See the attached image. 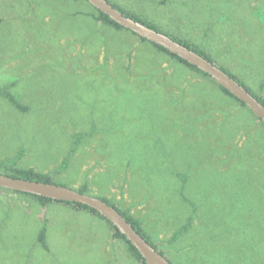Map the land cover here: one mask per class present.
<instances>
[{
    "label": "rangeland",
    "instance_id": "374dc122",
    "mask_svg": "<svg viewBox=\"0 0 264 264\" xmlns=\"http://www.w3.org/2000/svg\"><path fill=\"white\" fill-rule=\"evenodd\" d=\"M109 1L190 35L264 98V0ZM96 14L86 0H0V89L26 108L0 96V161L86 185L172 264H264L263 123ZM0 264L140 263L89 211L0 188Z\"/></svg>",
    "mask_w": 264,
    "mask_h": 264
},
{
    "label": "water",
    "instance_id": "95a60500",
    "mask_svg": "<svg viewBox=\"0 0 264 264\" xmlns=\"http://www.w3.org/2000/svg\"><path fill=\"white\" fill-rule=\"evenodd\" d=\"M86 1L96 10L104 13L112 21L134 33L139 38L163 47L165 50L186 61L189 65L195 66L201 72L209 75L219 86L244 103L245 106L264 123V105L219 66L208 61L181 43L175 41L165 33L154 30L130 17L125 16L108 0ZM0 188L56 201L73 202L86 205L98 212L112 225H114L117 230L125 236L126 240L139 251L141 256L145 259L146 264H172L144 237H142L117 209L98 197L81 193L78 190H74L63 185L22 180L2 174H0Z\"/></svg>",
    "mask_w": 264,
    "mask_h": 264
},
{
    "label": "trees",
    "instance_id": "16d2710c",
    "mask_svg": "<svg viewBox=\"0 0 264 264\" xmlns=\"http://www.w3.org/2000/svg\"><path fill=\"white\" fill-rule=\"evenodd\" d=\"M109 1V0H108ZM110 2V1H109ZM111 3V2H110ZM115 8H117L119 11H121L125 16L130 17L132 19H134L135 21H138L154 30L163 32L161 29H159V27L152 23L149 20H146L143 17H140L136 14L130 13L122 8H120L119 6H116L115 4L111 3ZM96 15L94 16V19L110 28H113L115 30H126L125 28H123L122 26L118 25L117 23H115L114 21H112L107 15H105L104 13L96 10ZM129 31V30H126ZM132 33V32H131ZM165 33V32H163ZM133 35H135L134 33H132ZM166 35L170 36L172 39H174L175 41L181 43L182 45L188 47L189 49L193 50L194 52L198 53L199 55H201L202 57H204L205 59H207L208 61L214 63L215 65L216 62L214 61V59L211 57V55L206 52L205 50L201 49L199 46L192 44L191 42H189L188 40L182 39V38H178V37H173L167 33H165ZM137 36V35H135ZM138 37V36H137ZM141 41L143 42H148L145 39L140 38ZM158 51L167 54L168 56H170L172 59L176 60L177 62H179L180 64L186 66L190 71H192L196 77L199 79L198 81L195 82H201L202 80H206V78H211L209 75L201 72L200 70H198L197 67L189 65L186 61L182 60L181 58H179L177 55H174L172 53H170L169 51L165 50L163 47L158 46L156 44L151 43ZM218 66V65H217ZM220 67V66H219ZM223 71H225L230 77H232L233 79H235L236 81H238L243 87H245L250 93H252L254 95V97L261 102L264 105V98L259 96L258 94L252 92V90L246 86L243 82H241L236 76H234L233 74H231L229 71H227L226 69H224L223 67H220ZM214 81V80H213ZM223 92L226 95H229L231 97H233L234 99H236L238 101L239 106L241 107H246L244 103H242L241 101H239L236 97H234L232 94H230L227 90L223 89L221 86H219ZM0 96L6 98L15 108L21 110V111H26V108L23 107L18 100L16 99V97L8 90L6 89H0ZM247 108V107H246ZM259 119V118H257ZM260 120V119H259ZM261 121V120H260ZM262 122V121H261ZM263 123V122H262ZM264 125V123H263ZM260 156H264V154H260ZM66 163H64L65 165ZM0 174L2 175H6V176H10L12 178H17V179H22V180H29V181H36V182H43V183H52V184H58L61 185L55 181L52 180L51 176L48 174H43V173H39L36 172L33 169H21V168H17L15 167V161L14 160H10V161H0ZM81 193H86L88 194V189L87 186H82V188L80 190H78ZM29 195V194H26ZM32 198H34L35 200H37L42 206H46L52 202H56V203H61L64 205H68V206H72L73 208L77 209V210H87L90 213H92L93 215H96L100 218H102L103 220H105L107 222V224L109 225V227L112 229V237L113 239H118L121 240L125 243L127 250L129 251V253L131 254V256L138 261L140 264H146L145 259L141 256V254L139 253V251L129 242L126 240L125 236L123 234H121L117 228L112 225L106 218H104L103 216H101L98 212H96L95 210L89 208L86 205H82V204H78V203H73V202H65V201H56V200H51L48 198H44V197H39V196H34V195H29ZM99 198V197H98ZM101 200L107 202L108 204L112 205L115 209H117L124 217L125 219L129 222V224L142 236L144 237L157 251H159L164 257H166V255L159 250V248L157 247V245H155L151 239L147 236L143 226H142V222L137 219L136 217H134L133 215H131L128 211H123L121 209H119L116 205H114L112 202H110L108 199L106 198H100ZM192 221V218L189 219L188 223H186L171 239V242H175L177 241L181 236H183L185 233L188 232L189 228H190V222ZM46 227L44 226L43 229L41 230L40 234H39V242L41 243V245L46 248L47 247V243H46ZM167 258V257H166ZM168 259V258H167ZM169 260V259H168ZM170 261V260H169Z\"/></svg>",
    "mask_w": 264,
    "mask_h": 264
},
{
    "label": "crops",
    "instance_id": "0c3cea01",
    "mask_svg": "<svg viewBox=\"0 0 264 264\" xmlns=\"http://www.w3.org/2000/svg\"><path fill=\"white\" fill-rule=\"evenodd\" d=\"M176 37H178V38H182V37H180V36H176ZM182 39H185V40H188L189 42H191V43H193L194 44V42H196V44L195 45H197V46H201V47H203L202 46V44H200L199 42H197L196 40H194L190 35H189V38H182ZM194 41V42H193ZM206 51V50H205ZM208 52V51H207ZM209 53V52H208ZM210 54V53H209Z\"/></svg>",
    "mask_w": 264,
    "mask_h": 264
}]
</instances>
